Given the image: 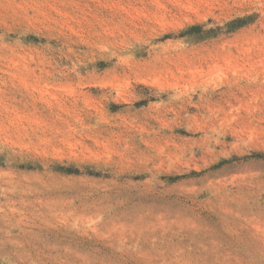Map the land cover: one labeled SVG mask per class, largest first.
Returning a JSON list of instances; mask_svg holds the SVG:
<instances>
[{"label": "rangeland", "instance_id": "1", "mask_svg": "<svg viewBox=\"0 0 264 264\" xmlns=\"http://www.w3.org/2000/svg\"><path fill=\"white\" fill-rule=\"evenodd\" d=\"M0 264H264V0H0Z\"/></svg>", "mask_w": 264, "mask_h": 264}, {"label": "trees", "instance_id": "2", "mask_svg": "<svg viewBox=\"0 0 264 264\" xmlns=\"http://www.w3.org/2000/svg\"><path fill=\"white\" fill-rule=\"evenodd\" d=\"M237 20H239V19H237ZM243 24H244V23H241V22H240V24L238 25V27L241 26V25H243Z\"/></svg>", "mask_w": 264, "mask_h": 264}]
</instances>
